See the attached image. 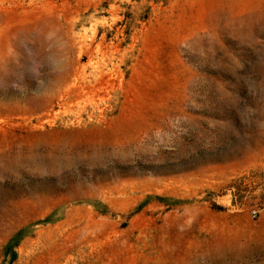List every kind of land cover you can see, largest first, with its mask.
<instances>
[{"label": "rangeland", "instance_id": "obj_1", "mask_svg": "<svg viewBox=\"0 0 264 264\" xmlns=\"http://www.w3.org/2000/svg\"><path fill=\"white\" fill-rule=\"evenodd\" d=\"M0 264H264V0H0Z\"/></svg>", "mask_w": 264, "mask_h": 264}]
</instances>
